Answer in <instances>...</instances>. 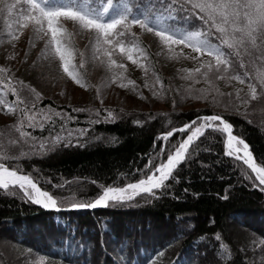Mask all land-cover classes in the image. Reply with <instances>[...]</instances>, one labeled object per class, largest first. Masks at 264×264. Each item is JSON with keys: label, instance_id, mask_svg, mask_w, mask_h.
Listing matches in <instances>:
<instances>
[{"label": "trees", "instance_id": "1", "mask_svg": "<svg viewBox=\"0 0 264 264\" xmlns=\"http://www.w3.org/2000/svg\"><path fill=\"white\" fill-rule=\"evenodd\" d=\"M182 3L183 0H175V4ZM20 7L17 6V12ZM4 15L6 22L7 14ZM172 15L176 26L182 29L205 30L201 21L186 10L174 7ZM14 19L15 14L8 23ZM132 31L137 34L147 59L133 53L134 59L143 65L140 67L126 56L114 53L113 59L123 64L124 69L121 70L123 79L112 82L139 99L148 100L151 96L165 108L135 112L100 105L58 103L43 95L33 83L37 75L41 76L35 73L49 72L39 61L37 67L31 62L32 69L26 71L12 68L14 79L27 86L22 89L16 85L25 100L19 107L26 108L33 122L43 127L29 126L25 117L21 130L29 136L22 138L12 127L19 112L8 113L12 121L0 127V162L31 174L43 190L57 197L68 201L91 200L99 192V185L123 187L142 178L139 170L147 174L145 165L151 169L166 161L169 144L155 139L161 133L182 128L198 116L223 114L233 124V133L249 144L257 163H261L264 157V122H261L264 111L258 112L261 100H252L247 106L237 105L238 111L231 106L225 109V105L230 99L235 103L236 89L241 90V95L247 93L243 85L249 82L260 92L254 77L257 69H264V60L256 63L244 54L245 69L241 70L238 60L229 55V70L222 75L231 77L248 71L253 78H246L241 85L235 80H217L210 73L209 83L201 76L189 78L185 70L199 64L188 58L193 54L183 52L184 47L173 46L177 55L171 56L166 49H161L151 33L141 32L138 26H133ZM211 31L215 33L214 29ZM210 40L218 42L215 35ZM125 44L131 46L128 40ZM78 50L85 54L88 72L93 63L98 68L106 67L102 54L93 60L90 40L86 50ZM224 51L230 52L226 47ZM1 58L0 55V67H5ZM250 60L253 68L248 65ZM108 73L112 77V71L108 69ZM129 80L135 87L128 84ZM27 88L35 89L41 98L35 100ZM153 91L157 94L153 95ZM228 93L233 96L230 98ZM14 99L11 94L7 95L9 102ZM108 111L113 118H106ZM56 112L61 115H55ZM187 135V129L178 131L168 141L175 145ZM57 137L61 139L53 144ZM223 140L224 137L206 129L195 142L198 150L193 151L190 146L192 155L174 170L179 182L170 178L165 182L167 190L157 191L155 196L140 194L123 206L110 204L57 213L21 199L18 189L0 190V232L2 236L5 234L0 245V264H34L39 259L44 260L43 264H147V258L153 255L154 264H261L264 193L242 176V162L224 154ZM162 147L163 154L156 157ZM150 158L155 159L150 163ZM248 174L255 175L250 170ZM225 195L227 199L222 198ZM72 237L75 243L70 246L68 241Z\"/></svg>", "mask_w": 264, "mask_h": 264}, {"label": "snow or ice", "instance_id": "2", "mask_svg": "<svg viewBox=\"0 0 264 264\" xmlns=\"http://www.w3.org/2000/svg\"><path fill=\"white\" fill-rule=\"evenodd\" d=\"M18 5H21L19 12H17ZM153 5L160 7L157 9ZM174 7L186 10L189 15L194 14L205 30H181L174 23L175 17L172 15ZM0 14H7L8 20H12L15 14L13 23H8V20L5 22L8 30L4 35L8 37V43L13 49L6 60L16 59L15 48L20 34L25 29H31L33 35L43 42V48L32 60V66L37 67L41 59L47 60L49 64L56 65V71L62 74V78L66 77L81 87L89 86L88 71L85 67V54L76 48L75 37L84 33L91 37L93 60L98 58L97 54L103 55V62L112 71L113 82L123 79L121 70L124 69L123 64H118L117 60L113 59L114 53L118 52L126 56L127 60L133 61L140 67L143 65L139 60L134 59L133 53L147 59L144 50L139 46L137 34L132 31L133 26H138L141 32L151 33L158 39L161 49H166L171 56L177 55L173 46L191 49L196 55L188 58L197 62L199 67L185 70L189 78L201 76L210 83L209 74L211 73L217 80H235L243 85L246 78L249 80L253 78L248 71L231 77L222 75L229 70L231 64L229 55L238 60L241 70L245 69L242 59L244 54L252 57L255 52L260 60H264V0H183L182 4H175V0H142V2L141 0H16L15 3L0 0ZM68 22L72 24V31L66 27ZM212 29L215 33L211 31ZM213 35L218 41L216 44L210 40ZM126 40L131 43V46H126ZM34 47L30 37L28 49L31 50ZM225 47L230 52L226 53ZM28 55L29 52L25 51L24 58L20 62L27 61ZM204 56L210 59H200ZM201 69L204 71L201 72ZM254 78L259 82L260 92H257L255 84L249 82L248 92L241 95V90L236 89L235 103L230 99L225 109L231 106L238 111L237 105L247 106L250 101L258 98L264 100V69H257ZM156 81L159 83L158 77ZM128 84L135 87L133 81L129 80ZM16 85L22 89L27 87L23 81L14 79L10 68L0 67V108L9 114L19 112L17 122L12 127L19 131L20 137L23 138L29 136L21 130L25 117L31 127H43V124L34 123L33 117L28 116L27 109L19 107L25 104V100L22 99ZM121 87H127V85L121 84ZM27 91L33 94L35 100L41 98L35 89L27 88ZM8 94L15 99L9 102ZM156 94L153 91V95ZM226 95L231 98L233 93ZM213 103H215V97H213ZM55 115L60 116L61 113L56 112ZM106 118H113L111 111L107 112ZM185 129L188 130L186 138L177 141L175 145L168 141L174 132H183ZM206 129L224 137V154L234 158V161L242 162V176L251 181L253 187L259 188L264 193V157H261V163H257L249 144L233 134V124L224 119L223 114L198 116L191 123H184L180 129L172 128L171 131L161 133L155 139L168 142L166 161L162 160L151 169L145 165L147 174L143 169L139 170L142 178L134 183H126L123 187L99 185V192L91 200L68 201L66 198L57 197L43 190L39 186V181L31 174H24L16 167H9L6 162H0V190L15 192L18 189L22 193L21 199L57 213L63 211L65 205L69 210L108 207L110 204L123 206L140 194L155 196L157 191L167 190L168 186L165 182L170 178L179 182L174 175V170L192 155L189 151L190 146H193V151L198 150L195 142ZM59 139L61 138H54L52 143L56 144ZM163 152L162 147L161 151L156 153V157L161 156ZM21 155L26 154L21 153ZM4 159L6 160L7 157ZM153 159L155 158H150V163ZM248 170L255 174L254 177L248 174ZM53 187L61 188L63 185H53ZM222 198L228 197L225 195ZM68 243L73 246L74 237ZM220 247L224 248V245ZM154 260V255L149 256L147 264H154ZM261 264H264V260Z\"/></svg>", "mask_w": 264, "mask_h": 264}, {"label": "rangeland", "instance_id": "3", "mask_svg": "<svg viewBox=\"0 0 264 264\" xmlns=\"http://www.w3.org/2000/svg\"><path fill=\"white\" fill-rule=\"evenodd\" d=\"M5 15L0 14V55H1V62L5 67L10 69L18 68L20 70L26 71L27 69L31 68V62L35 59L37 54L39 53L40 49L43 48V42L38 40L31 29H25L23 33L20 34L19 40L16 43L15 53L16 59L6 60L10 54H12L13 49L8 43V37L4 35L7 31L5 30ZM66 27L72 29V24L70 22L66 23ZM181 30H184L181 28ZM31 37L33 44L35 45L34 48L31 50L28 49V39ZM90 36L87 33L82 35H77L75 37V45L76 48L80 50H86V46L90 40ZM212 42V41H211ZM213 43V42H212ZM215 44V43H213ZM25 51L29 52L27 61L21 63L20 61L24 58ZM38 52V53H37ZM183 52L188 54L196 55L192 52L191 49L184 47ZM257 54L253 53L251 57L256 63L261 62ZM206 57V56H204ZM250 60L248 64L250 68H253L252 63L253 61ZM40 64L49 72L45 75L42 72H37L35 74H40L41 76L37 75L36 79L34 80L36 83V88L40 91L43 95H47V98L52 99L55 102L70 105V106H82V105H100V106H108L120 109L122 111H146L149 108H165L149 96L148 100H142L132 95V93L128 90L115 86L111 80V77L108 73L107 67H97L98 64L93 63L92 67L90 68L87 76L88 87H81L79 85H75L73 82L68 80L66 77L62 78V74L57 73L56 65L49 64L47 60L41 59ZM38 62V63H39ZM87 62H85L86 64ZM106 66V65H105ZM214 88V87H212ZM243 91L248 92L247 86L243 85ZM261 100L258 104H261V107L258 108L259 111H264V100ZM254 101V100H253ZM257 102V101H256ZM253 105V104H252ZM11 118H9L8 113L0 108V127L6 126L9 122H11ZM263 123L264 121L261 120ZM4 234V233H3ZM5 236V234H4ZM2 236L0 232V245L3 243L5 237ZM2 246V245H1ZM1 253V252H0ZM44 260L39 259L34 264H43Z\"/></svg>", "mask_w": 264, "mask_h": 264}, {"label": "water", "instance_id": "4", "mask_svg": "<svg viewBox=\"0 0 264 264\" xmlns=\"http://www.w3.org/2000/svg\"><path fill=\"white\" fill-rule=\"evenodd\" d=\"M177 129H180V128H177ZM175 133V132H174ZM173 133V134H174ZM234 134V133H233ZM235 135V134H234ZM246 142V141H245ZM247 143V142H246ZM250 151H251V148H250ZM252 152V151H251ZM40 186V185H39ZM97 208H99V207H97ZM85 209H87V208H85ZM92 209H94V208H92ZM64 210H69V209H67V208H65Z\"/></svg>", "mask_w": 264, "mask_h": 264}]
</instances>
